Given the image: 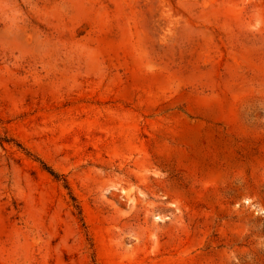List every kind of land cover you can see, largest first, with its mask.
Returning a JSON list of instances; mask_svg holds the SVG:
<instances>
[{
    "label": "rangeland",
    "instance_id": "obj_1",
    "mask_svg": "<svg viewBox=\"0 0 264 264\" xmlns=\"http://www.w3.org/2000/svg\"><path fill=\"white\" fill-rule=\"evenodd\" d=\"M0 137V264H264V0H0Z\"/></svg>",
    "mask_w": 264,
    "mask_h": 264
},
{
    "label": "trees",
    "instance_id": "obj_2",
    "mask_svg": "<svg viewBox=\"0 0 264 264\" xmlns=\"http://www.w3.org/2000/svg\"><path fill=\"white\" fill-rule=\"evenodd\" d=\"M11 141H14V140H12V139H9V138H1L0 137V144L2 145V144H4V143H9V142H11ZM16 145H18L19 147H21L20 146V144H16ZM42 163V162H41ZM42 165H43V169L44 170H46V171H48L53 177H54V179H56L57 181H59V180H61L62 179V177L60 176V175H58V174H56L55 172H53V170H51L46 164H43L42 163ZM63 181H64V183H65V187H67L66 185V181L63 179ZM72 199V201H73V207H74V215L79 219V221L81 222V225H82V227H84L85 228V224H84V220H83V217H82V214H81V210H80V207H79V205L76 203V201H75V199L74 198H71Z\"/></svg>",
    "mask_w": 264,
    "mask_h": 264
}]
</instances>
